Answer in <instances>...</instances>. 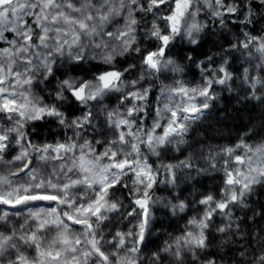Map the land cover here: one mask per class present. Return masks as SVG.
<instances>
[{"label":"snow or ice","instance_id":"6c2138e0","mask_svg":"<svg viewBox=\"0 0 264 264\" xmlns=\"http://www.w3.org/2000/svg\"><path fill=\"white\" fill-rule=\"evenodd\" d=\"M0 264H264V0H0Z\"/></svg>","mask_w":264,"mask_h":264},{"label":"trees","instance_id":"16d2710c","mask_svg":"<svg viewBox=\"0 0 264 264\" xmlns=\"http://www.w3.org/2000/svg\"><path fill=\"white\" fill-rule=\"evenodd\" d=\"M165 223H167V222H165Z\"/></svg>","mask_w":264,"mask_h":264}]
</instances>
